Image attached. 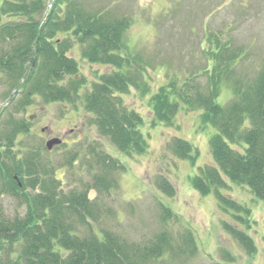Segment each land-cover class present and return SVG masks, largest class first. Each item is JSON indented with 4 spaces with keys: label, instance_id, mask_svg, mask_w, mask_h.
<instances>
[{
    "label": "trees",
    "instance_id": "trees-1",
    "mask_svg": "<svg viewBox=\"0 0 264 264\" xmlns=\"http://www.w3.org/2000/svg\"><path fill=\"white\" fill-rule=\"evenodd\" d=\"M0 2V86L8 101L0 110V198L15 203L11 213L0 204V264H180L185 256L199 252L190 230L178 245L166 231L136 243L105 227L104 218L113 211L105 207L103 196L119 187L116 174L126 172V166L96 140L85 148L65 149L57 161L46 144L29 141L31 124L16 116L37 99L74 109L81 104L90 115L89 124L117 151L126 156L147 153L141 131L144 118L121 97L132 88L149 92L147 64L139 53L132 54L127 41L132 21L117 19L110 11H88L80 0H54L49 11L47 0ZM204 34L208 67L169 78L159 88L151 97L154 124L173 125L185 108L201 110L203 123L217 130L210 139L215 165L201 167L192 186L202 195L214 194L223 210L241 215L236 219L243 228L227 221L222 227L253 255L251 211L222 191L231 181L248 186L264 200V60L244 73L246 48L220 31ZM75 47L88 63L112 68L97 76L90 90L71 55ZM201 76H206V85L199 82ZM224 88L232 97L220 104ZM167 148L192 165L200 156L197 147L177 137ZM68 171L82 176L81 187L65 189ZM83 176L91 180L85 182ZM155 186L171 198L177 195L165 176H159ZM92 191L97 198H90ZM160 211L162 217L177 218L168 208Z\"/></svg>",
    "mask_w": 264,
    "mask_h": 264
},
{
    "label": "rangeland",
    "instance_id": "rangeland-1",
    "mask_svg": "<svg viewBox=\"0 0 264 264\" xmlns=\"http://www.w3.org/2000/svg\"><path fill=\"white\" fill-rule=\"evenodd\" d=\"M80 1L88 11H110L117 19L127 17L132 21L127 41L132 54L139 53L147 64L145 79L149 92L142 94L132 88L121 97L128 108L143 116L141 131L149 148L144 155L126 156L89 124L90 115L83 105L74 109L45 104L41 99H37L25 112L16 114L18 119H27L31 124L29 141L34 145H45L53 138L61 139L66 147L62 144L52 150V157L58 161L67 149L85 148L96 140L102 143L105 151L120 160L127 169L116 174L119 187L103 196L105 207L113 211V215L104 218V226L128 240L140 243L166 231L174 237L175 244L182 245L183 236L190 230L196 238L199 252L185 256L180 264H264V200L248 186L231 181H228L229 188L222 191L251 211V220L255 224L249 234L256 252L249 255L222 227V222L227 221L243 228V223L236 219L241 215L232 209L223 210L214 194L202 195L192 186L191 179L200 173L201 167L215 165L210 139L217 130L203 123L201 110L186 111L185 108L179 111L173 125L154 124L151 107V97L167 84L169 78H182L190 72L201 73L208 67L204 33L220 31L235 45L246 48L249 56L242 63L241 70L244 73L256 70L264 60V0ZM53 2L47 0L48 11ZM80 52V47H75L71 55L88 79L86 88L90 90L97 76L111 72L112 68L90 64L83 60ZM199 82L206 85V76H201ZM5 93L6 90L0 86V110L8 106ZM231 97L230 89L224 88L218 101L225 104ZM175 137L199 149L196 165L177 159L169 152L167 144ZM63 174L64 170L58 173L59 177ZM76 175L67 172L66 190L80 186L82 176ZM159 176L171 181L177 190L176 197L171 198L156 188L155 181ZM84 178L85 182L91 180L89 176ZM97 196L95 191L90 193L91 199ZM0 204L10 213L15 208V203L7 197L0 198ZM163 208L172 210L179 220L166 214L162 217L160 210ZM18 209L23 210L24 207L18 205ZM225 253H229L231 258Z\"/></svg>",
    "mask_w": 264,
    "mask_h": 264
},
{
    "label": "water",
    "instance_id": "water-1",
    "mask_svg": "<svg viewBox=\"0 0 264 264\" xmlns=\"http://www.w3.org/2000/svg\"><path fill=\"white\" fill-rule=\"evenodd\" d=\"M62 144L63 141L61 139L53 138L46 143V148L47 150L52 151L54 147L60 146Z\"/></svg>",
    "mask_w": 264,
    "mask_h": 264
}]
</instances>
